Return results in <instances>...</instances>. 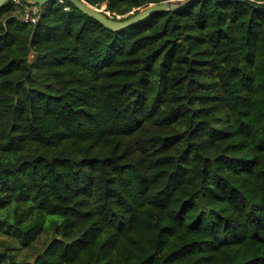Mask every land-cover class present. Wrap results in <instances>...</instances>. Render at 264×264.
<instances>
[{
	"label": "trees",
	"instance_id": "1",
	"mask_svg": "<svg viewBox=\"0 0 264 264\" xmlns=\"http://www.w3.org/2000/svg\"><path fill=\"white\" fill-rule=\"evenodd\" d=\"M21 14L0 8V264H264V0L115 32L67 0Z\"/></svg>",
	"mask_w": 264,
	"mask_h": 264
},
{
	"label": "water",
	"instance_id": "2",
	"mask_svg": "<svg viewBox=\"0 0 264 264\" xmlns=\"http://www.w3.org/2000/svg\"><path fill=\"white\" fill-rule=\"evenodd\" d=\"M9 0H0V8L7 3ZM30 3L35 4L39 10L46 3L51 0H28ZM71 5L77 8L82 14L85 16L97 21L101 24L105 29L109 31H120L140 24L150 16L156 13H164V12H178L191 4L194 0H171L166 1L160 4L149 5L144 9H138L137 13H135L131 18L123 20V21H115L113 19L107 18L102 10H98L83 0H67ZM107 15V14H106Z\"/></svg>",
	"mask_w": 264,
	"mask_h": 264
},
{
	"label": "built area",
	"instance_id": "3",
	"mask_svg": "<svg viewBox=\"0 0 264 264\" xmlns=\"http://www.w3.org/2000/svg\"><path fill=\"white\" fill-rule=\"evenodd\" d=\"M11 1L18 9L21 10V19L22 22L26 24L34 25L38 20V11L39 9L35 6L29 5L28 0H9Z\"/></svg>",
	"mask_w": 264,
	"mask_h": 264
},
{
	"label": "rangeland",
	"instance_id": "4",
	"mask_svg": "<svg viewBox=\"0 0 264 264\" xmlns=\"http://www.w3.org/2000/svg\"><path fill=\"white\" fill-rule=\"evenodd\" d=\"M102 9H103V7L100 10H102Z\"/></svg>",
	"mask_w": 264,
	"mask_h": 264
}]
</instances>
